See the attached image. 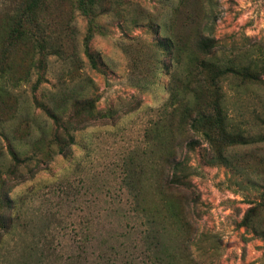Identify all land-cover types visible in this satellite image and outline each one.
Wrapping results in <instances>:
<instances>
[{
  "label": "rangeland",
  "instance_id": "obj_1",
  "mask_svg": "<svg viewBox=\"0 0 264 264\" xmlns=\"http://www.w3.org/2000/svg\"><path fill=\"white\" fill-rule=\"evenodd\" d=\"M27 1L0 0V30ZM103 2L92 36L86 18L66 0H51L38 13L41 39L60 51L48 56L38 87L33 51L21 46L9 56L12 74L0 81V109L7 118L18 109L0 125V196L9 201L0 204V219L11 223L0 241V264H151L145 220L134 204L137 189L143 206L162 219L161 241L177 256L175 264H264V239L242 225L264 191V142L233 149L240 157L234 167L208 164L207 143L186 128L173 143L177 133L169 125L181 120L166 107L174 66L159 46L177 35L193 42L212 36L218 60L258 56L264 0ZM224 88L232 123L249 129L255 141L264 137V87L228 81ZM63 93L95 98L98 110L109 113L73 132L67 157L50 145L55 124L42 107L59 112ZM159 122L169 147L190 158L192 192L162 182L172 171L146 145L147 131ZM194 140L200 144L188 154ZM10 149L30 158L21 180L8 171Z\"/></svg>",
  "mask_w": 264,
  "mask_h": 264
},
{
  "label": "trees",
  "instance_id": "obj_2",
  "mask_svg": "<svg viewBox=\"0 0 264 264\" xmlns=\"http://www.w3.org/2000/svg\"><path fill=\"white\" fill-rule=\"evenodd\" d=\"M51 0H28L18 12L11 16L8 22L0 30V81L6 75L11 76L12 70L8 67L9 56L14 49L21 46H28L33 51L32 68L36 70L38 80L36 87L45 81L47 58L51 54L59 55V48L50 46L46 39H41L37 16ZM53 1V0H52ZM81 12L89 24V34L95 25L98 9L104 14L106 7L103 0H66ZM104 12H103V11ZM212 11H207V24L212 22ZM213 23V22H212ZM156 34L157 30H156ZM90 36V35H89ZM90 41L87 38L86 43ZM159 46L168 52L173 60L174 72L170 84V98L167 104V111L171 108L170 117L181 115L179 125L170 123L169 131L177 135L172 142L180 141L183 128H186L202 141L207 143L204 159L210 165H224L234 167L240 159L239 155H232V151L239 148H246L257 142H264V137L255 141L249 129L239 124L232 123V117L225 105V83L234 81L240 87H264V49H260L258 56L249 58L233 56L224 60L215 58L218 49V41L212 36L202 37L195 40H185L183 36L177 35ZM54 49V51H52ZM87 55L91 65L97 67V59L87 47ZM27 75L25 76V80ZM20 80V79H19ZM17 82V81H16ZM0 85V103L2 96ZM71 94V93H70ZM62 94L60 96L59 112L51 111L42 105L46 114L54 121L55 131L51 136L50 145L55 147L58 155L67 157L71 154V147L74 145L73 132L85 126L88 122L96 121L109 115L99 111L95 98H83ZM18 107L13 109L10 117H5L4 111L0 109V125L16 118ZM258 118H262L260 115ZM262 120H264L262 118ZM264 123V121H263ZM160 122L154 124L146 133V145L153 152L156 148L161 152V161L165 169L172 173L167 175L162 182L169 188L183 189L192 192L194 185L191 177L194 176V167L190 164V158L186 154L179 158L176 146H170L169 138L165 139L160 134ZM19 127L13 132L18 133ZM46 137V136H45ZM24 137H20L23 139ZM200 144V141L187 143L189 154ZM237 148V149H236ZM236 149V150H233ZM12 158V166L8 168L10 174L21 180L20 168L30 161L29 157L22 159L13 149L9 150ZM35 158V156H34ZM1 195V194H0ZM134 196L135 206L138 213L145 220L144 244H147V258L151 264H175L177 256L168 252L161 239L165 234V228H159L160 216L150 211L142 204L140 189L136 190ZM0 196V204L4 200ZM196 201V200H195ZM197 203V202H194ZM11 223L0 219V241L2 234L11 229ZM242 225L254 235L264 239V191L260 201L250 207L242 220ZM25 264H31L24 261Z\"/></svg>",
  "mask_w": 264,
  "mask_h": 264
}]
</instances>
